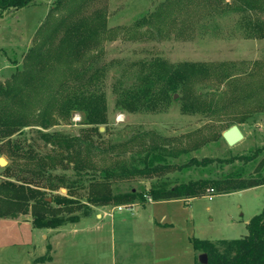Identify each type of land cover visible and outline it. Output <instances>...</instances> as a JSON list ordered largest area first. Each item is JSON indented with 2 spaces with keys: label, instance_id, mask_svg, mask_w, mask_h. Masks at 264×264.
<instances>
[{
  "label": "rangeland",
  "instance_id": "1",
  "mask_svg": "<svg viewBox=\"0 0 264 264\" xmlns=\"http://www.w3.org/2000/svg\"><path fill=\"white\" fill-rule=\"evenodd\" d=\"M55 1L36 0L34 4L0 12V80L21 68L34 30ZM168 1L90 0L82 9L84 14L98 9L106 16L108 32L98 46L95 65H104L106 69L101 89L106 101L107 123L98 129L102 132L106 127L102 141L117 144L109 157L119 154L128 162L141 138L144 137L143 143L149 134L164 137L173 151L180 147L186 149L177 157H170L177 165L190 157L217 159L250 154L264 143V110L255 107L264 89V86L260 88L264 80V11L251 14L232 9L211 10L198 0H181L168 14L163 12L162 17L152 22L142 21L158 7L167 8ZM256 23L261 29L255 27ZM158 59L169 64H224L232 74L230 80L216 81V77H211L206 82L198 80L193 84L196 90L221 93L215 111L207 114L182 109L177 91L169 94L167 103L160 108L121 109L116 102L117 80L123 89L139 83L149 70V62ZM70 116L68 122H59L44 130L76 134L84 126L82 116L77 109ZM240 117L244 118L243 122L235 124L243 138L227 145L221 133L229 121ZM17 137H27L26 141H30L36 134L29 127ZM3 145L0 142V147ZM34 147L43 153L48 145L35 138ZM1 156L6 164L0 168L13 165L10 180L16 174L25 173L23 161L10 162L3 152ZM241 164L238 160L215 164L211 174L204 172L202 176L219 175ZM255 164L256 161L246 163L243 174L252 172ZM64 172L69 178L76 176L70 169ZM90 174H81L83 186L90 181ZM200 174L199 168L186 171L173 168L112 180L114 192L133 188L145 194L146 202H130L129 207L122 203L95 205L87 214L82 212L88 204L84 187H78V197L72 198L64 186L50 190L28 184L30 198L42 195L54 207L84 206L73 210L78 217L76 221L57 227H33L29 212L0 217V264H194L201 251L192 247V238L214 243L244 236L245 223L264 205V183L188 199L154 201L146 193L149 188L173 186ZM5 179V172L0 169V180ZM118 205L122 208L117 209Z\"/></svg>",
  "mask_w": 264,
  "mask_h": 264
},
{
  "label": "trees",
  "instance_id": "2",
  "mask_svg": "<svg viewBox=\"0 0 264 264\" xmlns=\"http://www.w3.org/2000/svg\"><path fill=\"white\" fill-rule=\"evenodd\" d=\"M89 1L56 0L34 30L31 43L22 57L21 68L12 72L8 78L0 80V142L4 143L0 152L6 153L10 162L23 161L25 170L24 174H16L17 177L10 180L12 163L0 168L7 178L0 180V217L29 212L32 225L36 228L57 227L78 219L72 212L84 205L54 207L42 195L30 198L26 190L28 184L50 190L64 186L66 194L72 198L78 197V187H84L88 204L83 208V214H87L90 207L95 205L145 203L147 198L139 190L130 188L128 191H113L112 180L131 174L162 173L173 168L181 171L199 168L201 174L195 179L162 189L149 188L146 193L154 201L188 199L213 192L228 193L263 185L264 143L250 154L217 159L190 157L177 165L170 161V157H177L186 149L180 147L173 151L164 137L149 134L148 140L141 143L143 137L140 143L137 142L138 147L128 162L119 154L109 157L117 144L102 141L106 127L102 132L98 129L99 125L105 126L107 123L106 101L101 89L106 69L104 65H95L99 56L98 46L108 30L106 16L98 9L89 14L82 13ZM179 1L181 0L168 1L165 5L167 8L158 7L147 18L143 17L142 21L152 22L162 17L163 12L168 14ZM198 1L211 10L232 9L251 14L264 11V0ZM35 2L36 0H0V12L9 8H22ZM255 27L261 29L262 26L256 23ZM149 63V70L144 72L139 83L123 89L120 88L121 81L117 80L116 102L121 109L132 111L143 106L160 108L167 103L169 94L177 91L182 100V109L210 114L218 107L217 98L219 100L222 95L196 90L194 82H206L211 77L225 82L232 76L222 63L169 64L160 59ZM262 81L264 84V80ZM260 94L255 107L264 110V89ZM76 109L80 111L81 123L84 125L76 134L44 130L59 122H68ZM243 119H232L227 126L243 122ZM29 127H33L36 137H30V141H26L27 137H17ZM35 138L48 145L43 153L35 150ZM234 160L242 161V164L219 175L202 176L204 172L211 174L215 170V164L233 163ZM253 161L256 164L252 172L245 176L244 165ZM68 169L76 176L67 177L64 170ZM58 170L61 173L51 172ZM88 172L91 173V179L83 186L81 174L87 175ZM245 228L247 233L244 236L221 239L214 243L208 239L192 238V247L206 253V264H264V205L259 213L248 219ZM194 264L200 263L195 261Z\"/></svg>",
  "mask_w": 264,
  "mask_h": 264
},
{
  "label": "water",
  "instance_id": "3",
  "mask_svg": "<svg viewBox=\"0 0 264 264\" xmlns=\"http://www.w3.org/2000/svg\"><path fill=\"white\" fill-rule=\"evenodd\" d=\"M221 136L227 145H233L243 138L242 131L237 126V124H231V125L227 126V129L222 131ZM5 164H6V160L4 157L1 156L0 157V166H3ZM197 260L200 264H206L205 263L206 262V253L200 252L198 254Z\"/></svg>",
  "mask_w": 264,
  "mask_h": 264
},
{
  "label": "built area",
  "instance_id": "4",
  "mask_svg": "<svg viewBox=\"0 0 264 264\" xmlns=\"http://www.w3.org/2000/svg\"><path fill=\"white\" fill-rule=\"evenodd\" d=\"M209 191L212 192V189H210ZM129 206H130V205H127V207H129ZM116 208H117V209H121L122 206L118 205V206H116Z\"/></svg>",
  "mask_w": 264,
  "mask_h": 264
},
{
  "label": "crops",
  "instance_id": "5",
  "mask_svg": "<svg viewBox=\"0 0 264 264\" xmlns=\"http://www.w3.org/2000/svg\"><path fill=\"white\" fill-rule=\"evenodd\" d=\"M100 215V213H96V216ZM246 224V223H245Z\"/></svg>",
  "mask_w": 264,
  "mask_h": 264
}]
</instances>
